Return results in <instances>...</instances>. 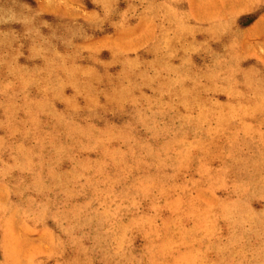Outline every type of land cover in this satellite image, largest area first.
Returning <instances> with one entry per match:
<instances>
[{
	"label": "rangeland",
	"instance_id": "374dc122",
	"mask_svg": "<svg viewBox=\"0 0 264 264\" xmlns=\"http://www.w3.org/2000/svg\"><path fill=\"white\" fill-rule=\"evenodd\" d=\"M0 264H264V0H0Z\"/></svg>",
	"mask_w": 264,
	"mask_h": 264
}]
</instances>
